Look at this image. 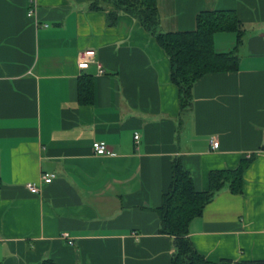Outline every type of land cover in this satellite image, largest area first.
<instances>
[{
	"label": "crops",
	"instance_id": "1",
	"mask_svg": "<svg viewBox=\"0 0 264 264\" xmlns=\"http://www.w3.org/2000/svg\"><path fill=\"white\" fill-rule=\"evenodd\" d=\"M157 3L164 32L195 31L205 11L243 24L238 70L201 78L182 113L168 56L132 16L110 24L106 0H36L34 15L31 0H0V264H172L156 209L176 159L203 192L212 171L251 159L243 193L222 189L189 238L213 263L264 261V0ZM214 42L229 53L237 36ZM87 49L104 74L78 68ZM83 76L90 105L78 98ZM97 141L111 154L97 155Z\"/></svg>",
	"mask_w": 264,
	"mask_h": 264
},
{
	"label": "trees",
	"instance_id": "2",
	"mask_svg": "<svg viewBox=\"0 0 264 264\" xmlns=\"http://www.w3.org/2000/svg\"><path fill=\"white\" fill-rule=\"evenodd\" d=\"M110 24L116 22L120 13L135 18L144 29L154 36L171 62V81L179 89L180 112L193 105V88L203 77L215 73L235 72L239 68L237 48L243 41V24L234 11H205L196 18V30L190 32H164L161 28L157 0H106ZM95 9H104L96 7ZM220 32L237 36V46L229 53L215 50L214 37ZM93 80L83 76L79 80L78 98L82 105L93 102ZM251 159H243L238 168L210 173V188L197 190L190 173L181 160L172 167V182L163 195L162 204L156 209L160 217L161 234L174 238L175 251L172 264H264V261L233 262L208 261L195 249L189 238L191 222L203 215L206 206L226 186L236 195L243 193L244 172ZM43 264H56L48 259Z\"/></svg>",
	"mask_w": 264,
	"mask_h": 264
},
{
	"label": "built area",
	"instance_id": "3",
	"mask_svg": "<svg viewBox=\"0 0 264 264\" xmlns=\"http://www.w3.org/2000/svg\"><path fill=\"white\" fill-rule=\"evenodd\" d=\"M35 1L36 0H31L32 4H31L30 10H29V13L31 15H34V13H35V10H34L35 9ZM91 64L97 65L100 74L105 73V70L102 67L101 63L96 59V53L93 50H91V49L81 50L77 56L78 68L80 70H86L90 67ZM135 139L136 140L139 139L138 134L135 135ZM210 143L212 145L213 150L219 149L220 143L216 138H212ZM93 150L97 155H109V154H111L109 147L104 142H98V141L94 142L93 143ZM53 179H54V174H44L41 176L42 182L46 183V184L52 183ZM27 188L33 194H39V192H40V187L37 184L30 183L27 185ZM67 236L68 235L65 234L64 238H66Z\"/></svg>",
	"mask_w": 264,
	"mask_h": 264
}]
</instances>
